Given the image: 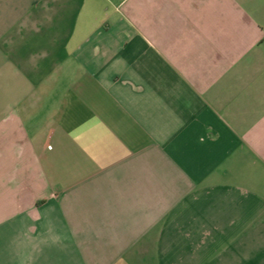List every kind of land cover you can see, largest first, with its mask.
I'll list each match as a JSON object with an SVG mask.
<instances>
[{
    "label": "crops",
    "instance_id": "1",
    "mask_svg": "<svg viewBox=\"0 0 264 264\" xmlns=\"http://www.w3.org/2000/svg\"><path fill=\"white\" fill-rule=\"evenodd\" d=\"M0 264H264V0H0Z\"/></svg>",
    "mask_w": 264,
    "mask_h": 264
}]
</instances>
